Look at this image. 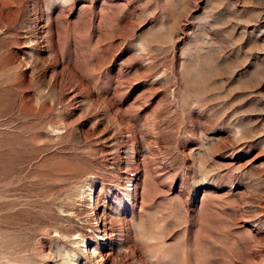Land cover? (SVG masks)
Returning a JSON list of instances; mask_svg holds the SVG:
<instances>
[{
    "label": "rangeland",
    "instance_id": "obj_1",
    "mask_svg": "<svg viewBox=\"0 0 264 264\" xmlns=\"http://www.w3.org/2000/svg\"><path fill=\"white\" fill-rule=\"evenodd\" d=\"M0 264H264V0H0Z\"/></svg>",
    "mask_w": 264,
    "mask_h": 264
}]
</instances>
